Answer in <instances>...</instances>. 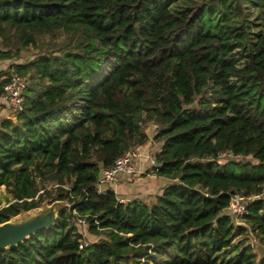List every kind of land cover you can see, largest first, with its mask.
Returning <instances> with one entry per match:
<instances>
[{
	"label": "trees",
	"instance_id": "1",
	"mask_svg": "<svg viewBox=\"0 0 264 264\" xmlns=\"http://www.w3.org/2000/svg\"><path fill=\"white\" fill-rule=\"evenodd\" d=\"M177 1L0 0V37L12 32L20 48L57 31L76 37L13 67L43 87L31 98L26 88L23 110L0 123V186L13 200L0 223L46 198L69 206L0 249V264H264L239 242L220 257L245 229L224 214L230 196L264 195V31L252 38L239 0L175 14ZM147 122L161 143L155 174L170 183L149 204L97 193L101 169L147 143ZM77 215L96 238L83 249ZM242 220L264 243L263 196Z\"/></svg>",
	"mask_w": 264,
	"mask_h": 264
},
{
	"label": "rangeland",
	"instance_id": "2",
	"mask_svg": "<svg viewBox=\"0 0 264 264\" xmlns=\"http://www.w3.org/2000/svg\"><path fill=\"white\" fill-rule=\"evenodd\" d=\"M204 0H178L171 6V11L173 13H181L186 9L194 8L198 3ZM240 12L242 13V17L247 19L251 23V32L253 33L252 38L258 32L264 31V0H239ZM231 14L236 15L237 10L232 9ZM76 37L67 34L63 31H57L53 35H37L35 38V44H30L23 48H20L19 40L10 32L9 34H5V36L0 37V52H8L11 55L10 59L2 60L0 59V63L4 65L5 72L8 74L14 67V65L25 64L31 61L33 58L39 55H49L52 53L60 52L63 50H69L75 44ZM18 53V56H15ZM26 82L28 88L31 89L32 92L37 93L42 87L43 83L38 80V77L32 72L29 71L25 75ZM192 108H196L197 105L193 103L190 105ZM139 121H141L145 117V113L136 116ZM144 132L148 137V141L146 143L145 149H143L142 156L145 161H148L150 165V159L156 149L160 150L161 143L157 142L154 139V135L156 133V127L152 122H147L143 125ZM136 147V146H135ZM140 148V147H139ZM141 150V149H140ZM230 155V154H229ZM228 155V156H229ZM138 162V163H137ZM133 162L135 170H138L139 164L143 161ZM256 162V161H254ZM145 169V173H146ZM117 177L125 179L130 177L132 174L118 172ZM38 188L45 187L46 189H53L55 183L52 181L42 182L37 180ZM102 188H107V185H102ZM0 191V205H5L9 198L7 195V190L3 187ZM41 192V191H40ZM264 197V195H263ZM145 203H150L144 201ZM69 205L67 202L64 203H56L50 202L49 198H46L45 201L41 204V206L37 209L30 210L25 213H21L10 219L11 224L13 225H25L31 223L33 220H41V224L49 223L55 213H58L60 208H67ZM56 210V212H55ZM74 213V212H73ZM234 222L236 225L244 226V231L235 232L231 245L229 248L224 250V252L220 255V257H229L234 254V244L235 243H243L244 245H248L251 247L253 253L256 256V259H259L264 255V243L260 241V239L256 236L254 231L248 226L245 225L242 218H234ZM75 225V224H74ZM76 228L80 231V233L84 234L85 239L88 242L93 243L96 238L91 237L87 234V226L79 227L76 225ZM142 264H154L153 262H147Z\"/></svg>",
	"mask_w": 264,
	"mask_h": 264
},
{
	"label": "built area",
	"instance_id": "3",
	"mask_svg": "<svg viewBox=\"0 0 264 264\" xmlns=\"http://www.w3.org/2000/svg\"><path fill=\"white\" fill-rule=\"evenodd\" d=\"M6 82L0 89V105L7 108L15 116L16 113L23 110L25 106V91L27 88V82L25 76L17 73L13 69L5 77ZM140 146L131 147L125 151L122 155L114 160V163L109 168H102L100 176L96 183L97 193H103L106 188H102V185H116L122 178L117 177L118 172L133 174L136 172L133 162L138 160L145 161L146 158L142 156ZM155 154L150 159L151 173H155L158 169V165L155 162ZM138 163V162H137ZM262 194H245L234 193L230 196L229 204L226 207L224 214L234 218H243L247 214L248 207L257 199L262 198ZM117 200L120 203L130 202L123 197L117 196ZM75 214V212H74ZM79 227L87 226L84 217L77 215L76 223ZM84 236V234H82ZM91 242L84 239L79 244V249L89 247Z\"/></svg>",
	"mask_w": 264,
	"mask_h": 264
},
{
	"label": "crops",
	"instance_id": "4",
	"mask_svg": "<svg viewBox=\"0 0 264 264\" xmlns=\"http://www.w3.org/2000/svg\"><path fill=\"white\" fill-rule=\"evenodd\" d=\"M4 70V65L0 63V83L9 74H7ZM33 94L36 93L26 91V97L28 98H31ZM4 119H14V115L10 110L0 105V123ZM144 145L146 146V144ZM144 145L140 146L142 152L143 149H145ZM157 152L158 150L156 149L153 155ZM145 169L147 171L146 173ZM169 183L170 181L168 179L159 177L155 173H151V167L148 161H143L141 164H139L138 170H136V172L133 173L130 177L121 179L120 182L116 185H107V188L113 189L118 196L123 197L126 200L141 199L142 201L150 202L153 201L157 196L161 195L163 188ZM0 187L5 188L3 185ZM1 190L2 189H0V191ZM7 195L9 200L5 205H7L9 201H13L11 195L8 192ZM5 205H0V208Z\"/></svg>",
	"mask_w": 264,
	"mask_h": 264
},
{
	"label": "water",
	"instance_id": "5",
	"mask_svg": "<svg viewBox=\"0 0 264 264\" xmlns=\"http://www.w3.org/2000/svg\"><path fill=\"white\" fill-rule=\"evenodd\" d=\"M53 202L64 203L65 201H53ZM61 209L63 208H60L58 212ZM21 213H25V212H21ZM57 214L55 213V216L49 223L39 224V225H34V224L11 225L9 224V221L12 217H10L7 221L1 222L0 223V249H8L10 247L16 246L19 243L23 242L24 240L28 239L32 234L36 233L37 231H40L42 229L52 226L56 220Z\"/></svg>",
	"mask_w": 264,
	"mask_h": 264
},
{
	"label": "bare ground",
	"instance_id": "6",
	"mask_svg": "<svg viewBox=\"0 0 264 264\" xmlns=\"http://www.w3.org/2000/svg\"><path fill=\"white\" fill-rule=\"evenodd\" d=\"M38 219H39V218H38ZM38 219H37V220H33V221H32L31 223H29V224H34V225H39V224H41V223H40L41 220H38ZM9 224H11L10 221H9ZM11 225H13V224H11Z\"/></svg>",
	"mask_w": 264,
	"mask_h": 264
}]
</instances>
